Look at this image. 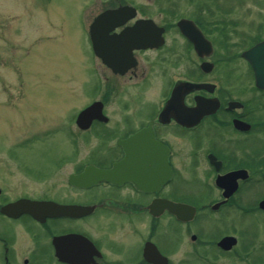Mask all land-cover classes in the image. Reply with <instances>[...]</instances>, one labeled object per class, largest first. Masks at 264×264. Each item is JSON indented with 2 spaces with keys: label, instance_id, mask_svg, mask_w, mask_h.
<instances>
[{
  "label": "flooded vegetation",
  "instance_id": "af4514ba",
  "mask_svg": "<svg viewBox=\"0 0 264 264\" xmlns=\"http://www.w3.org/2000/svg\"><path fill=\"white\" fill-rule=\"evenodd\" d=\"M173 1L75 0L78 12L71 28L78 47L86 50L75 58L78 80H94L105 89L69 125L67 141L73 148L64 156L72 160L85 154L72 161L70 172L58 169L66 164L61 157L52 169H27L29 163L0 155V264H155L156 259L213 264L218 255L235 253L239 238L204 237V229L196 228L200 218L219 215L220 223L231 210L239 217L264 214L259 204L248 208L236 200L251 180L250 165L235 166L219 154L214 140L202 137L205 131L228 130L235 137L223 142L240 144L264 134V120L254 118L250 103L225 97L216 83L223 64L240 59L253 75L252 69L240 53L221 57L217 25L196 14L173 16ZM183 21L190 23L180 26ZM184 83L197 88L176 90ZM115 94L120 104L112 106ZM95 102L102 103L95 107L101 114L80 126L79 114ZM200 106L206 114L197 120L192 110ZM201 157L209 174L202 179L204 189H197ZM239 170L250 177L240 180L227 200L217 178ZM52 176L62 178V185L61 180L40 182ZM24 201L51 202L56 211H4ZM172 205L190 207L194 216L183 212L185 218H179ZM188 235L192 249L181 254ZM227 237L237 239L230 250L219 247Z\"/></svg>",
  "mask_w": 264,
  "mask_h": 264
},
{
  "label": "rangeland",
  "instance_id": "374dc122",
  "mask_svg": "<svg viewBox=\"0 0 264 264\" xmlns=\"http://www.w3.org/2000/svg\"><path fill=\"white\" fill-rule=\"evenodd\" d=\"M171 11L177 17L196 14L209 26L217 25L221 57L239 54L264 36V0H174ZM77 12L75 0H0V155L29 163L27 169L41 165L52 169L53 163L62 160L66 164L58 169L70 172L72 161L85 158V154L72 160L64 156L73 148L67 141L69 125L82 107L103 96L105 88L94 80H78L75 58H81L86 50L78 47L71 28ZM216 79L225 97L247 101L255 110L254 118L264 120V94L254 89V77L246 63L236 59L221 65ZM153 91L146 89L150 95ZM119 104L118 95H113L110 105ZM202 137L214 140L219 154L227 155L235 166L250 165L251 180L236 200L245 207H257L264 199V134L240 144L223 142L235 137L228 130L205 131ZM205 166L203 157L199 158L201 179L196 184L201 187L197 189L205 187L202 179L209 174ZM61 179L52 176L40 182L55 185ZM217 217L200 218L196 228L204 229V237L206 233L236 235L239 244L235 253L211 258L213 264H264V214L239 217V211L231 210L220 223ZM192 245L188 235L181 254ZM187 264L199 263L190 259Z\"/></svg>",
  "mask_w": 264,
  "mask_h": 264
},
{
  "label": "water",
  "instance_id": "95a60500",
  "mask_svg": "<svg viewBox=\"0 0 264 264\" xmlns=\"http://www.w3.org/2000/svg\"><path fill=\"white\" fill-rule=\"evenodd\" d=\"M125 10V9H124ZM190 23L188 21H183L180 23V26H184V24ZM243 57L250 63L254 76H255V83L257 88L264 90V42L257 44L254 46L251 50L244 53ZM194 88H197L196 85L185 83L179 86L176 90L183 89L187 92H190ZM175 90V91H176ZM100 103H95L90 108L82 112L79 116L78 123L79 125H83L85 123L90 124L92 122L93 117H97L101 114L100 110H96L95 107H100ZM202 106H200V111L198 109L192 110L196 117L198 116L199 120L202 116H204V113L202 111ZM190 124V123H189ZM193 124V123H192ZM237 125H246L241 122H237ZM246 128H249V126H245ZM92 172L97 173V175L103 176V172H96L95 170H88ZM88 176V173L81 176L80 179H84ZM249 178V174L246 170H239L236 172L229 173L224 176H219L216 181V185L224 190V197L226 199H229L231 196L235 194V192L238 190V181L239 180H247ZM23 208V210L31 213H36L38 210H43L44 212H47V214L54 213L56 211L55 205L51 202L46 203H37V202H31V201H24L21 202L17 206H11L6 208L4 211L8 212L14 209ZM259 207L264 210V200L260 203ZM169 209L174 212L179 218H185L183 217V212H186L188 218H192L194 216L195 211L190 207H181L177 208L176 206L169 207ZM37 215H35L36 217ZM36 218L40 219V216H37ZM237 240L232 237L224 238L220 243L219 246L222 247L225 250H230L234 245H236ZM155 264H160L158 260H153Z\"/></svg>",
  "mask_w": 264,
  "mask_h": 264
},
{
  "label": "trees",
  "instance_id": "16d2710c",
  "mask_svg": "<svg viewBox=\"0 0 264 264\" xmlns=\"http://www.w3.org/2000/svg\"><path fill=\"white\" fill-rule=\"evenodd\" d=\"M251 170H252V168H251ZM258 172H259V171H256V172H254V173H256V174H257Z\"/></svg>",
  "mask_w": 264,
  "mask_h": 264
}]
</instances>
